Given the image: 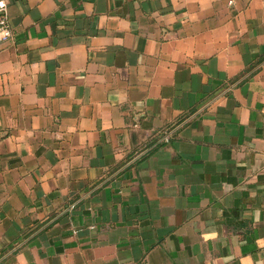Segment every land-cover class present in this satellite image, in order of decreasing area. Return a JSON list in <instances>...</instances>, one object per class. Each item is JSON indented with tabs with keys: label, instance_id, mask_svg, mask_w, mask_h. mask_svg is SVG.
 <instances>
[{
	"label": "crops",
	"instance_id": "crops-1",
	"mask_svg": "<svg viewBox=\"0 0 264 264\" xmlns=\"http://www.w3.org/2000/svg\"><path fill=\"white\" fill-rule=\"evenodd\" d=\"M7 18L0 264H264V0Z\"/></svg>",
	"mask_w": 264,
	"mask_h": 264
},
{
	"label": "built area",
	"instance_id": "built-area-1",
	"mask_svg": "<svg viewBox=\"0 0 264 264\" xmlns=\"http://www.w3.org/2000/svg\"><path fill=\"white\" fill-rule=\"evenodd\" d=\"M8 0H0V42L8 41L12 36V29L7 18ZM165 135V139H168Z\"/></svg>",
	"mask_w": 264,
	"mask_h": 264
}]
</instances>
